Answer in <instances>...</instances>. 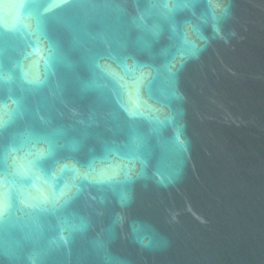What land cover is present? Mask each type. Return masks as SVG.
Listing matches in <instances>:
<instances>
[{"label":"water","instance_id":"water-1","mask_svg":"<svg viewBox=\"0 0 264 264\" xmlns=\"http://www.w3.org/2000/svg\"><path fill=\"white\" fill-rule=\"evenodd\" d=\"M37 3L0 0V264H264V0Z\"/></svg>","mask_w":264,"mask_h":264},{"label":"snow or ice","instance_id":"snow-or-ice-1","mask_svg":"<svg viewBox=\"0 0 264 264\" xmlns=\"http://www.w3.org/2000/svg\"><path fill=\"white\" fill-rule=\"evenodd\" d=\"M61 3L72 4L73 0H61ZM33 4H34V6H37V7L39 6L37 3V0H33ZM164 7H167V4H165ZM53 59H55V58H53ZM92 63H95V61H92ZM3 79H4V75L2 72H0V80H3ZM29 83L39 85V84H42L43 81L32 80V81H29ZM138 114L139 113H137L134 110H131L128 112V115L130 118H134ZM0 127H3V122H0ZM43 139H48V138H43ZM48 142H49L51 148L55 147V145L52 144V141L50 139H48ZM19 146L20 147L24 146L23 140L21 141ZM129 148H130V150H132L134 152L135 140H133L131 138H130ZM10 152H11V150L7 146H5L3 149H0V165H3L5 168H7V166H8V159L10 156ZM52 156H53V152L51 150L47 153L38 154L34 163H39L42 159H44L46 157H52ZM67 167H69V166L64 165V168H67ZM61 170H63V169H61ZM127 178H128V171L125 172V179H127ZM96 182L97 183H119L120 181H118L116 179L115 174H113L111 176L101 175L96 179ZM62 197L64 198V205H66L68 203V201L72 199V195H69L68 193H66L64 191H61L59 193L52 192L51 202L55 205ZM45 199H47V198H45ZM8 211H9V207L5 203V200L3 198H0V218H2ZM65 229L69 232L70 236H71L72 232L75 230L74 226L72 224H70L67 220H65Z\"/></svg>","mask_w":264,"mask_h":264}]
</instances>
